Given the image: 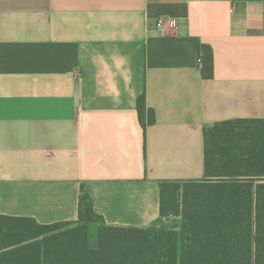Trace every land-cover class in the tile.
Masks as SVG:
<instances>
[{
	"label": "crops",
	"instance_id": "1",
	"mask_svg": "<svg viewBox=\"0 0 264 264\" xmlns=\"http://www.w3.org/2000/svg\"><path fill=\"white\" fill-rule=\"evenodd\" d=\"M233 120H264V0H0V215L78 222L84 187L92 248L171 230L161 184L204 180L205 131Z\"/></svg>",
	"mask_w": 264,
	"mask_h": 264
},
{
	"label": "trees",
	"instance_id": "2",
	"mask_svg": "<svg viewBox=\"0 0 264 264\" xmlns=\"http://www.w3.org/2000/svg\"><path fill=\"white\" fill-rule=\"evenodd\" d=\"M201 56L202 76L212 79L211 47L202 46ZM138 107L143 120L144 97ZM155 120L149 110L148 124ZM205 176L181 205L169 195L180 183L161 184L162 217H181L179 232L102 226L97 248L88 224L98 218L84 187L78 222L42 225L0 215V264H264V120L206 130Z\"/></svg>",
	"mask_w": 264,
	"mask_h": 264
},
{
	"label": "rangeland",
	"instance_id": "3",
	"mask_svg": "<svg viewBox=\"0 0 264 264\" xmlns=\"http://www.w3.org/2000/svg\"><path fill=\"white\" fill-rule=\"evenodd\" d=\"M204 182H192V183H180L176 185H170V190H169V195L175 194L176 200L179 201L181 205V201L184 197V195L187 192H193V191H198L200 189V186L204 185ZM181 208V207H180ZM172 220V231H180L181 228V217H176V216H170ZM180 224V225H179ZM178 229V230H177ZM97 245V244H96ZM98 247V246H97Z\"/></svg>",
	"mask_w": 264,
	"mask_h": 264
},
{
	"label": "built area",
	"instance_id": "4",
	"mask_svg": "<svg viewBox=\"0 0 264 264\" xmlns=\"http://www.w3.org/2000/svg\"><path fill=\"white\" fill-rule=\"evenodd\" d=\"M167 27L176 28L177 27L176 21L166 18H160L157 22V29L164 31L167 29ZM198 63L203 64L202 56L198 58Z\"/></svg>",
	"mask_w": 264,
	"mask_h": 264
}]
</instances>
